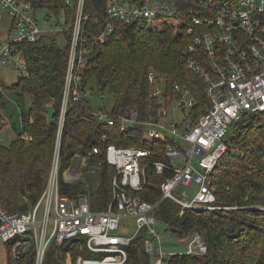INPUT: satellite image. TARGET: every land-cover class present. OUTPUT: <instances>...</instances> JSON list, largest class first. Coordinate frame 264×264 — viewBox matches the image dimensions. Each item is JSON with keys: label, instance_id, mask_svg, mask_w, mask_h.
I'll use <instances>...</instances> for the list:
<instances>
[{"label": "built area", "instance_id": "1", "mask_svg": "<svg viewBox=\"0 0 264 264\" xmlns=\"http://www.w3.org/2000/svg\"><path fill=\"white\" fill-rule=\"evenodd\" d=\"M193 1L196 6L185 17L180 0H96L90 9L86 7L87 0H65L75 12L69 27L60 30L70 41L48 184L27 212L10 211L0 204V245L13 243L14 258L36 247V264H43L52 243L80 241L81 248L85 246L95 257L80 256L76 264H127L130 242L145 230V251L154 264H165L155 217L163 200L178 203L181 214L185 209H237L216 204L212 174L227 152L237 153L228 145L235 129L253 113L264 112V0ZM38 5V0H0L1 85L3 72L8 69L19 73V78L29 76L25 47L45 36L37 20ZM175 17L190 20L186 31L189 42L182 61L202 79L205 105L198 106V99L186 85L175 83L167 89L163 78L150 69V97L156 106L153 116L140 120L136 110L125 114L103 109L91 112L99 122L118 124L121 132L143 126L144 139L151 147L107 144L105 161L116 168V174L106 209L92 210L85 191L75 198L61 194V175L63 181L83 183L87 189L91 183L86 181V173H94L101 166V161L89 164L101 151L95 146L85 153L73 154L63 173L60 167L68 102L88 101L82 95V80L96 44L104 43L114 31L113 21L139 31L153 28L157 20ZM91 19L96 27L103 21L108 24L98 32H90ZM103 141H107L105 135ZM149 166L166 175L156 202L136 194L148 182ZM207 250L202 236L193 234L186 253L205 254Z\"/></svg>", "mask_w": 264, "mask_h": 264}, {"label": "trees", "instance_id": "2", "mask_svg": "<svg viewBox=\"0 0 264 264\" xmlns=\"http://www.w3.org/2000/svg\"><path fill=\"white\" fill-rule=\"evenodd\" d=\"M56 12L60 21L69 27L75 10L66 6L65 0H38ZM96 0H87L90 9ZM180 8L187 17L195 8L193 0H180ZM183 1V2H182ZM185 2V4H183ZM185 17L157 20L151 29L136 30L125 23L113 21L114 31L104 43L96 44L90 64L84 69L82 90L86 91L89 81L109 88L117 96L113 112L125 114L136 110L140 120L148 119L156 112L150 97L148 73L154 69L163 78L167 89L175 83L190 87L202 108L207 99L203 93L202 79L182 61L183 51L189 42L186 31L190 20ZM63 18V17H62ZM91 19L90 32L99 31L107 25L103 21L96 27ZM58 36V35H57ZM67 44L59 46L55 38L44 36L37 43L25 47L29 76H22L17 83L7 86L20 98H32V106L26 111L22 105L21 130L17 127V138L10 145L0 143V204L10 211L27 212L38 202L47 186L57 140L59 114L62 106L66 66ZM105 83V84H104ZM5 98L0 91V106ZM61 143V172L75 153H85L98 146L92 161L100 160L101 169L97 184H70L60 177L61 194L73 198L80 191L88 193L92 210H104L112 199L113 177L116 168L105 161L107 144L150 148L144 139L143 126L136 125L126 132L120 126L106 125L92 116L88 103L69 99ZM55 109L53 121L47 118L46 106ZM25 107V109H23ZM34 115V116H33ZM33 116V117H32ZM0 113V131L6 123ZM32 136L26 139L23 134ZM107 141H103V136ZM228 145L237 153L227 152L212 174L216 186V204L236 208L224 210H190L170 199L163 200L155 210L156 227L164 224L176 238L188 239L198 232L207 244L205 254L174 253L164 257L165 264H264V112L253 113L244 125L237 127ZM147 184L136 192L142 199L156 202L160 199V184L166 177L158 174L153 166L147 167ZM87 190V191H86ZM146 231L138 233L128 247L127 264H154L144 249ZM13 243H6V264H36V247H31L19 259L12 254ZM95 257L80 241L72 244L52 243L43 259V264H76L78 257Z\"/></svg>", "mask_w": 264, "mask_h": 264}, {"label": "rangeland", "instance_id": "3", "mask_svg": "<svg viewBox=\"0 0 264 264\" xmlns=\"http://www.w3.org/2000/svg\"><path fill=\"white\" fill-rule=\"evenodd\" d=\"M63 17V18H62ZM37 20L39 25L44 32V35L49 38H55L59 46H65L67 40L61 29L67 28L68 25L64 24V14H61V19L58 21L56 12L52 9L44 6L40 8L37 12ZM8 19H6V23ZM60 32V33H59ZM57 34H59L57 36ZM4 83L0 84V91L5 98V102L0 106V113L3 119L7 122V125L3 129L5 132L4 136L0 137V143L3 145H10L15 138H17V129L21 130V120L20 113L22 111V105L25 104L26 111L32 106V98L26 96L20 98L13 94L7 86H12L17 83L19 79V73L11 71L8 69L3 72ZM5 79L7 80L5 82ZM5 84V85H4ZM4 85V87H2ZM82 95L87 99V103L92 107V109H103L106 112H110L115 105L117 96L109 88H102L97 85L96 81L93 79L89 81L86 91L82 92ZM25 107L23 109H25ZM34 116V115H33ZM32 116V117H33ZM17 127V129L15 128ZM23 134L22 136H26ZM97 161L95 160L90 165H95ZM100 166V165H99ZM102 166L97 168L94 173H86V181L92 185L97 184V179L99 175V170ZM86 189V188H85ZM87 191V190H86ZM132 223H134L132 221ZM133 225L130 224V227ZM158 232L161 236V244L163 246V256L168 257L170 254L174 253H186L188 251V239L176 238L170 231H165L166 226L164 224L158 225ZM133 230V229H132ZM7 248L2 244L0 245V264H6Z\"/></svg>", "mask_w": 264, "mask_h": 264}, {"label": "water", "instance_id": "4", "mask_svg": "<svg viewBox=\"0 0 264 264\" xmlns=\"http://www.w3.org/2000/svg\"><path fill=\"white\" fill-rule=\"evenodd\" d=\"M46 111H47V118H48L49 122H52L53 121L52 119H53V117L55 115V109H54L53 105L52 104H48L46 106ZM3 134H4V131L3 130L0 131V137L3 136Z\"/></svg>", "mask_w": 264, "mask_h": 264}, {"label": "crops", "instance_id": "5", "mask_svg": "<svg viewBox=\"0 0 264 264\" xmlns=\"http://www.w3.org/2000/svg\"><path fill=\"white\" fill-rule=\"evenodd\" d=\"M6 22V21H5ZM22 127V126H21ZM4 131V130H3ZM5 135V132H4V134H3V136ZM161 174V173H160ZM158 229V228H157Z\"/></svg>", "mask_w": 264, "mask_h": 264}]
</instances>
